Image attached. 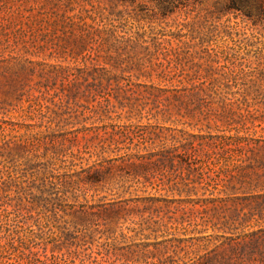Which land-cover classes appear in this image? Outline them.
Instances as JSON below:
<instances>
[{
  "label": "rangeland",
  "instance_id": "1",
  "mask_svg": "<svg viewBox=\"0 0 264 264\" xmlns=\"http://www.w3.org/2000/svg\"><path fill=\"white\" fill-rule=\"evenodd\" d=\"M0 22V264H189L264 236V0H0ZM199 133L203 184L135 171Z\"/></svg>",
  "mask_w": 264,
  "mask_h": 264
},
{
  "label": "trees",
  "instance_id": "2",
  "mask_svg": "<svg viewBox=\"0 0 264 264\" xmlns=\"http://www.w3.org/2000/svg\"><path fill=\"white\" fill-rule=\"evenodd\" d=\"M73 11H74L73 9H69L67 11H64L61 14H57L56 19L60 22L65 23L67 21H73L75 18H78L80 20V22H85V18L82 14H78L76 16L68 15V13H71ZM0 27H5L4 29H1L0 36L4 37L5 46L8 48H11V46L9 44V42H10L9 41V34L6 33L8 30V27L6 25L1 24V22H0ZM15 45H17V42ZM15 45H13L12 47H14ZM82 73H84V72H82ZM17 77H19V75ZM92 77H93V80L99 81V83L96 85L97 88L99 86L103 87L102 86L103 85V78H101V77L96 78L95 76H92ZM17 79H20V78H17ZM80 79L83 81H86L87 78L85 76H81L80 78H76L77 81ZM77 81H75V82L78 83ZM215 137H217V136H213L211 134L204 135V134L199 133V134L193 135L191 137L192 139L185 138L183 141H181L179 143L178 146H174V147L169 148V149L161 150L158 154L153 155V156H157L158 158H157V160L152 161V164H150V165H148V164L137 165L135 167V171L136 172L142 171V172H140V175H143L144 178H147L146 177L147 171H148L147 169L153 165L157 166L158 164H161V165H163V167H165L169 170H173L177 166L179 168H183L184 166H187V171H188L187 177L195 176L196 178H199L198 180H196L197 182H194V183H198L201 185V184H203V181H204L203 177L209 173L210 168H207L208 172H205L204 167L207 166V160L208 159L207 160L201 159L200 155H201V152L206 147H210V148L215 147V145L213 144L214 142L210 143L211 141H213V139ZM192 164H202L203 168L200 167V169L201 168L202 169L198 172V176L192 175L195 172H197L191 168ZM206 179H208V182L206 181L204 183L205 184L204 186H209L213 180L211 178H206ZM204 186H203V189L205 190ZM207 200H209L210 202H216L214 198H209ZM259 235L260 234L255 235V238H252L254 235L253 236H244L243 238H241L243 241L236 242V244L233 246L231 244H228L229 250L224 251L223 254L214 253L213 255H205V256L200 257L196 261L192 260V262L189 264H237L236 261L238 259H240L241 257L244 258L242 252L247 250L246 248H248L249 246H253V247L254 246H256V247L264 246V244L259 243L260 241L264 242V236L258 237ZM256 236H257V238H256ZM248 237H250L251 240H247ZM259 255L264 257V249H259Z\"/></svg>",
  "mask_w": 264,
  "mask_h": 264
}]
</instances>
